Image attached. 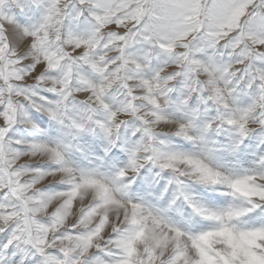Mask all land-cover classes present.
<instances>
[{"label":"snow or ice","instance_id":"obj_1","mask_svg":"<svg viewBox=\"0 0 264 264\" xmlns=\"http://www.w3.org/2000/svg\"><path fill=\"white\" fill-rule=\"evenodd\" d=\"M0 264H264V0H0Z\"/></svg>","mask_w":264,"mask_h":264}]
</instances>
